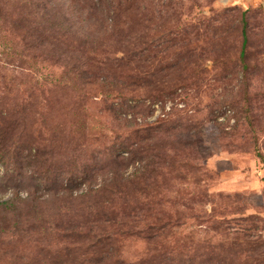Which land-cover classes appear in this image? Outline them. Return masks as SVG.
Returning a JSON list of instances; mask_svg holds the SVG:
<instances>
[{"label":"rangeland","instance_id":"obj_1","mask_svg":"<svg viewBox=\"0 0 264 264\" xmlns=\"http://www.w3.org/2000/svg\"><path fill=\"white\" fill-rule=\"evenodd\" d=\"M0 135V264H264V0H0Z\"/></svg>","mask_w":264,"mask_h":264},{"label":"trees","instance_id":"obj_2","mask_svg":"<svg viewBox=\"0 0 264 264\" xmlns=\"http://www.w3.org/2000/svg\"><path fill=\"white\" fill-rule=\"evenodd\" d=\"M44 10L50 15V18H47L45 20L49 22L48 25L49 26L51 25L50 29L53 31V34L51 35L50 40L49 41L47 40V43L44 46V48H45L44 51H46L45 54H47L48 57H51V58H56V59L60 58L64 63H67L68 62L67 61L68 60V52L70 51V54H71L72 46H71V43L69 41L70 38H69V40H67V37L65 39L61 38L60 34H62L64 31H66V29L82 32V28L80 27V25L78 23L70 21L65 16L63 17V16L58 15L57 17H55L53 15V11L48 9V7H46ZM74 12H77V11H73V13ZM86 35L83 34L82 36H80L77 39L76 43L79 42L81 39L82 40L81 43L84 46L87 45L89 42H87L85 44V39L87 38ZM241 38H242L241 39V48H240V53L238 55L240 59H242L243 52H244L243 46L246 42V30H245L244 22L242 24V29H241ZM74 50H75V48H74ZM40 53L42 54V50L40 51ZM64 56H67V57H64ZM242 68L244 69L245 66L242 65ZM73 74H76L77 77L79 78V80H82V82H84V83L90 79L92 80V78L94 77L93 73L84 72V70L78 71L76 69L75 70L71 69V71H69V75L72 76ZM62 77H66V76L62 75ZM101 78H102V80L100 79L99 81L102 85L108 84V82H106V79L104 77H101ZM0 139H1V137H0Z\"/></svg>","mask_w":264,"mask_h":264}]
</instances>
